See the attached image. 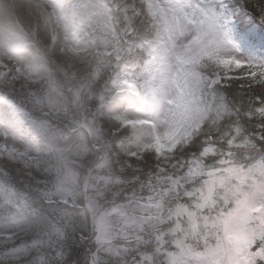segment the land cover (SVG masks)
Listing matches in <instances>:
<instances>
[{"label":"snow or ice","instance_id":"1","mask_svg":"<svg viewBox=\"0 0 264 264\" xmlns=\"http://www.w3.org/2000/svg\"><path fill=\"white\" fill-rule=\"evenodd\" d=\"M0 264H264V0H0Z\"/></svg>","mask_w":264,"mask_h":264},{"label":"clouds","instance_id":"2","mask_svg":"<svg viewBox=\"0 0 264 264\" xmlns=\"http://www.w3.org/2000/svg\"><path fill=\"white\" fill-rule=\"evenodd\" d=\"M13 18L18 19L19 22L25 26H28L31 23L30 17L21 8L16 9Z\"/></svg>","mask_w":264,"mask_h":264}]
</instances>
